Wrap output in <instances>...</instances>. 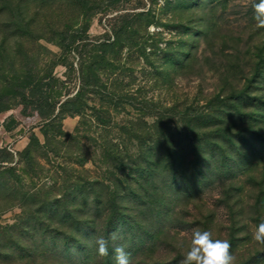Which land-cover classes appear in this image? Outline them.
Masks as SVG:
<instances>
[{
    "label": "rangeland",
    "instance_id": "obj_1",
    "mask_svg": "<svg viewBox=\"0 0 264 264\" xmlns=\"http://www.w3.org/2000/svg\"><path fill=\"white\" fill-rule=\"evenodd\" d=\"M257 2L123 0L110 5L106 0H0V264H17L22 257L12 228L15 234L22 232L29 217L34 229L49 225L48 209L37 214L46 201L61 198L68 188L78 196L74 186L80 182L92 199L89 184L95 179L121 177L126 166L113 168L103 160V149H119L123 165L128 164L139 145L130 139L135 129L147 131L162 118L185 132L183 118H193L208 107L218 109L221 100L225 118L230 113L249 131L252 127L242 122L245 114L255 112L253 127L264 132V29L254 26ZM87 5L96 13L88 23L83 17ZM131 28L137 46L129 50L130 44L124 43L114 53L101 54V43L126 41ZM66 37L75 42L64 51ZM89 67L98 83L83 97L84 114H61L50 125L23 115L18 87L54 79L57 114L62 103L75 98ZM236 103L242 111L239 116ZM140 107L147 113L143 123ZM94 109L110 121L106 126L95 121ZM7 125L13 128L7 131ZM249 133L245 132L246 139ZM18 140L26 142L20 152L13 147ZM213 173L207 172L195 197L173 198L174 213L163 222L167 234L159 238L157 262L144 264H181L194 229L211 230L214 239L229 242L233 234L235 264L258 253L262 254L257 261L264 264V245L253 240L256 227L264 222V159L231 183L215 186ZM97 190L104 193L102 186ZM142 221L147 227V219ZM71 226L76 222L65 223L61 214L50 227ZM145 237L144 232L139 234L137 245ZM39 242L48 263L85 264L80 253L72 258L62 245L48 250L49 240L46 245ZM129 242L123 244L126 251ZM6 254H13L14 261ZM90 260L87 264L99 261Z\"/></svg>",
    "mask_w": 264,
    "mask_h": 264
},
{
    "label": "trees",
    "instance_id": "obj_2",
    "mask_svg": "<svg viewBox=\"0 0 264 264\" xmlns=\"http://www.w3.org/2000/svg\"><path fill=\"white\" fill-rule=\"evenodd\" d=\"M106 1L113 5L123 0ZM94 14L96 13L91 12L88 5L83 7L86 23ZM126 29L128 30V27ZM134 36L135 31L131 28L127 32L126 41L117 39L110 42V39H107L99 45L101 54L106 55L110 51L114 53L115 50L126 46L125 44H130L127 48L132 50L137 46L134 45ZM74 42V39L69 40L67 37L63 39V50H69ZM90 68L87 71V80L83 77V86L75 98L62 103L57 114L58 103L53 101L52 97L54 79L51 78V83L42 79L18 87L16 95L23 115L27 116L28 120L38 118L50 125L59 119L61 114H84L83 97L98 83L96 72ZM262 73L264 74V69ZM229 101L233 102L235 99ZM220 103L218 109L212 110L208 107L193 118H183L185 132L178 126L173 129L171 120L162 118L147 131L135 129L129 135L130 139L137 141L139 145L133 155L135 157H131L133 160L130 158L126 165L122 163V153L119 149L105 146L103 160L111 162L116 170L126 166L127 171H123L121 177L112 175L106 180L95 179L89 184L92 199L87 197L86 188L79 181L80 183L74 186L78 196H74L71 192L72 188H68L61 198L46 201L37 214L45 213L48 209L49 225L40 224L39 229H34L31 225L32 217H29L28 221L22 224V232L15 234L16 228H12L14 246L22 254L17 264H63L62 261L48 263L45 254H41L42 251L39 249L40 246H45L39 245V241L45 245L50 242L48 250H57L62 245L64 253L72 258L74 253H80L83 260L85 259V264L89 263L91 258L98 259L97 264H115L114 248L130 241L131 246L128 247L127 252L131 254L132 264H144L146 260L157 262L155 255L159 248V238L167 234L163 222L174 213L176 202H173L174 197H177L176 200L181 196L195 197L198 190L201 191V184L209 171H214L215 186L231 183L241 174L250 172L257 160L264 159V132L253 127V123L256 122L255 112L252 113L253 115L245 114L247 119L242 124L252 127L247 131L245 127L240 126V123L235 122V116L227 113L226 118L224 117L225 102L220 100ZM238 106L239 104L234 106L237 111ZM140 108L137 110L141 112L139 117L142 122L147 113H144L143 107ZM2 111L3 109H0V113ZM103 114L95 110V121L106 126L110 121ZM241 114L240 109L238 116ZM12 128L11 125L6 127L7 131ZM245 132L251 134L247 139ZM257 137L259 140L254 142H259L258 145L251 140ZM243 142L249 146V149H245ZM2 151L0 150V154ZM97 186L103 187V194L99 193ZM61 214L65 223L74 221L76 226L67 229L50 227L55 218ZM142 218H146L147 223L149 222L147 227L146 223L144 226ZM142 232L146 237L137 245L136 237ZM112 233H118V239L115 241L111 239ZM97 237L108 240V256L100 257L97 254L94 243ZM229 239L231 247H234L237 239L233 234ZM261 254L251 256L242 264H261L257 261ZM4 257L14 261L13 254L11 256L6 254ZM139 258H143L144 261H137Z\"/></svg>",
    "mask_w": 264,
    "mask_h": 264
},
{
    "label": "clouds",
    "instance_id": "obj_3",
    "mask_svg": "<svg viewBox=\"0 0 264 264\" xmlns=\"http://www.w3.org/2000/svg\"><path fill=\"white\" fill-rule=\"evenodd\" d=\"M255 28L264 29V0L253 5ZM111 239H118V233H112ZM253 240L264 245V222L253 232ZM96 252L100 257L109 255L108 240L103 237L95 239ZM115 264H132L131 254L124 246L114 248ZM236 257L231 252V244L226 239L213 238L211 230L194 229L191 234L190 247L181 264H235Z\"/></svg>",
    "mask_w": 264,
    "mask_h": 264
},
{
    "label": "crops",
    "instance_id": "obj_4",
    "mask_svg": "<svg viewBox=\"0 0 264 264\" xmlns=\"http://www.w3.org/2000/svg\"><path fill=\"white\" fill-rule=\"evenodd\" d=\"M70 124V123H69ZM67 124V125H69ZM13 147L15 148L16 151L20 152L26 147V142L23 140H18ZM3 149V146L0 147V150Z\"/></svg>",
    "mask_w": 264,
    "mask_h": 264
}]
</instances>
